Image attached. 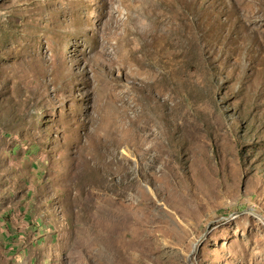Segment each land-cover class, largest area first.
Listing matches in <instances>:
<instances>
[{
    "label": "rangeland",
    "instance_id": "rangeland-1",
    "mask_svg": "<svg viewBox=\"0 0 264 264\" xmlns=\"http://www.w3.org/2000/svg\"><path fill=\"white\" fill-rule=\"evenodd\" d=\"M0 264H264V0H0Z\"/></svg>",
    "mask_w": 264,
    "mask_h": 264
}]
</instances>
